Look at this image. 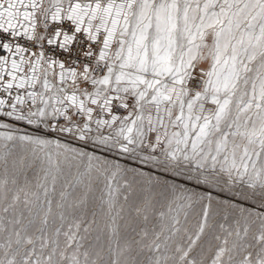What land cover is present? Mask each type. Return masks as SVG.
<instances>
[{"label":"snow or ice","instance_id":"snow-or-ice-1","mask_svg":"<svg viewBox=\"0 0 264 264\" xmlns=\"http://www.w3.org/2000/svg\"><path fill=\"white\" fill-rule=\"evenodd\" d=\"M0 264H264V0H0Z\"/></svg>","mask_w":264,"mask_h":264}]
</instances>
